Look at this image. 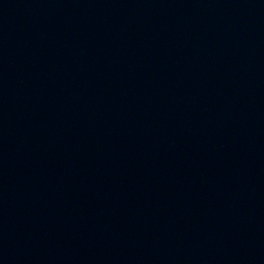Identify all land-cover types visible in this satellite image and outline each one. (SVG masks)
Masks as SVG:
<instances>
[{"label":"water","instance_id":"obj_1","mask_svg":"<svg viewBox=\"0 0 264 264\" xmlns=\"http://www.w3.org/2000/svg\"><path fill=\"white\" fill-rule=\"evenodd\" d=\"M0 264H264V0H0Z\"/></svg>","mask_w":264,"mask_h":264}]
</instances>
